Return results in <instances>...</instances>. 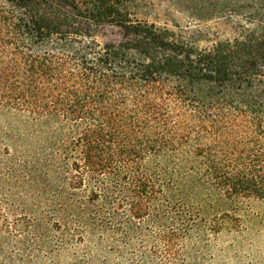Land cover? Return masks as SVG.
<instances>
[{
    "label": "trees",
    "instance_id": "16d2710c",
    "mask_svg": "<svg viewBox=\"0 0 264 264\" xmlns=\"http://www.w3.org/2000/svg\"><path fill=\"white\" fill-rule=\"evenodd\" d=\"M141 1L0 0L2 228L201 264L264 206V0H171L241 20L207 50L140 20ZM104 24L124 39L99 43Z\"/></svg>",
    "mask_w": 264,
    "mask_h": 264
},
{
    "label": "rangeland",
    "instance_id": "374dc122",
    "mask_svg": "<svg viewBox=\"0 0 264 264\" xmlns=\"http://www.w3.org/2000/svg\"><path fill=\"white\" fill-rule=\"evenodd\" d=\"M138 18L161 27H167L184 38L197 50H207L220 42L233 40L240 33L241 20L238 18H213L203 20L171 0H142ZM101 44H118L124 39L123 30L115 25L104 24L94 31ZM6 215V213H4ZM264 216V206L243 213V233L221 232L211 244L206 260L201 264H264V222L251 225L249 216ZM9 223L13 225V218ZM264 218V217H263ZM0 218V264H120L113 253L77 247L61 249L51 246L45 239L32 233L17 232L15 228H2ZM112 251V249L110 250ZM113 252V251H112ZM132 252V251H131ZM125 260L122 264H129Z\"/></svg>",
    "mask_w": 264,
    "mask_h": 264
}]
</instances>
